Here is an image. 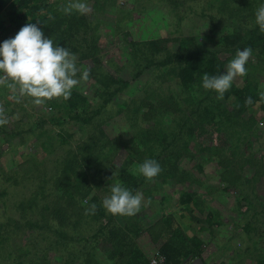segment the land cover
I'll return each mask as SVG.
<instances>
[{"label":"rangeland","instance_id":"374dc122","mask_svg":"<svg viewBox=\"0 0 264 264\" xmlns=\"http://www.w3.org/2000/svg\"><path fill=\"white\" fill-rule=\"evenodd\" d=\"M56 1L57 3L71 2V0H52V2ZM134 1L115 0L116 5L124 8L123 13L116 11L115 7L107 8L108 0L97 1L105 12L94 9L91 0L82 1L90 9L86 15L102 21L103 27L98 31L102 37H99L95 43V47H98L100 52L97 51L94 54L97 60L93 61L92 58H85L86 56L82 53L84 46L78 50L79 53L70 51L76 57L77 67L90 72L88 81L82 82L72 91L86 96L90 103L97 106L102 103V100L109 99L105 92L112 94L106 107L92 123L101 122L98 128L102 130V135L104 134L106 140L115 141L116 164L124 161L127 153L118 142L122 141V138L127 142L133 140L131 133L123 131H129L130 124H133L131 121L136 115L135 109L140 104L143 91L150 93L152 89L149 73L153 67L142 68L137 76L136 66L145 67V61L141 59L139 62H134L136 66L132 62L129 65L126 64L128 55L133 57L132 49L125 43L126 40L136 43L138 47L139 44L146 45L147 42L155 40L174 50L179 49L178 42L183 41L185 43L181 47L214 51L223 60L229 55L223 53L220 38L232 33L233 29H237V25L230 21L226 22V18L217 24L212 20L220 17L218 11L220 0H173L179 3V7H173L170 3H160L159 0H140L145 2V7L137 9L136 12L132 10ZM211 16L214 18L211 19ZM252 19L254 18L247 19L250 25H241V28L243 30L250 29V26L253 28ZM2 43L3 40L0 39V44ZM256 63L257 60L252 55L246 64L247 75L243 78L256 82L254 85H257L262 92L264 91V66L257 70L254 67ZM101 72L103 75L99 76ZM106 75L115 76L117 81L110 84L101 82ZM159 76L163 81L169 79L166 71L161 70ZM241 79L242 77H237L232 85L242 87ZM124 82H127L126 85H123ZM165 83L163 86L164 89L166 87V91L162 88L165 92L162 94L166 97L174 94L179 99L178 102H173L174 99L171 98L173 105H168L170 109L175 107L171 121L180 115L190 116V113L196 109L194 102L203 98L206 93L202 85L198 86L199 98L193 95V102L184 98L189 94L185 93V90L179 87L180 85L170 80ZM16 95L12 90L0 87V106L3 107L4 116L8 120L7 124L0 126V192H5V196H0V222H5L9 229H14L13 227L18 224L25 227V230L17 234L10 232V244L4 246L7 252L0 248V264H120L122 256L119 257V255L122 253L127 256V250L133 247L144 254L150 264V261L158 254L159 243L153 242L148 230L139 231L140 226L133 227L132 222L126 225L124 223L128 218L136 220L143 227H151L154 222L167 215L171 216L182 233L188 237L196 236L202 242L200 258H188L182 264H195L197 259L200 260V264H256L263 258L264 101H257L240 114L235 112L237 115L233 118L234 122L238 121L236 122V124L239 123L238 125L244 124L243 127L231 128L230 124L224 125L230 132L234 131L233 129L238 131L237 143L234 137L235 132L230 133L232 136L228 138L226 134L219 133L205 123L202 126L208 133L198 136L195 130L186 146L172 145L169 141H162L161 145L155 143L151 148L152 156L148 158L143 155L142 163L147 159L155 160L163 171L170 169L171 162L179 158L178 165L181 171L172 170L175 175L173 178L163 179L159 174L154 180L149 181L135 171L136 166L141 163L133 164L130 171L135 176L134 183L138 184L133 193L139 192L143 195L140 210L133 218L111 215L104 210L103 221L94 223L90 217L81 216L75 210L72 214L70 212L69 218L73 226L64 227L51 212H48L51 209L42 212L43 217L35 213L34 207L37 208L44 200L33 203L34 207L26 212L21 209L19 203L30 199L37 185L43 181L55 182L53 186L48 183L49 188L43 192L44 196L50 199L52 193L56 196L61 194V189L64 190L66 186L59 184L58 179L63 174L60 171L54 172L56 167H51L52 160L56 156H62L68 148L73 149L79 145L86 139L87 134L83 124L82 126L74 124L66 117H63L60 123L53 121L41 124L42 120L53 113L48 104L50 101L43 106H35L29 98H23L17 102L14 98ZM213 97L217 98V94ZM229 99L223 97L219 100L231 111L234 101L231 97ZM59 116L60 114H57V117ZM192 125L195 129L201 126L200 123ZM61 128L67 134L75 132V135L65 137L66 143L59 144L62 139L56 135L61 133ZM221 128L223 129V126ZM43 130L47 131L48 135L54 136V142L51 141L52 148L51 143L47 144L48 135L38 137ZM131 130L136 133L134 128ZM10 134L14 136L8 137ZM42 141L46 144L42 149L43 152L38 151L35 161L25 164L23 170L28 175L23 176L17 165L33 154L36 146L41 148ZM235 144L238 146L232 148ZM132 145L129 144V146ZM51 150H53V156L48 155ZM175 150H178L177 155ZM47 160L51 162L48 164ZM15 168L19 174V180L22 177L32 178L26 187L22 185L13 187L12 181L6 182L4 178H1L4 175L11 176ZM40 172L47 175L43 176L42 173L39 174ZM12 176V178L18 177ZM184 194H191V199L196 204L191 200L181 204L180 199ZM244 195L248 200H244ZM50 201L54 209H61L66 205V202L55 204L53 200L50 199ZM84 201H81V207L86 205ZM208 212L216 216L213 226L205 223ZM28 218L32 220L33 228H31L32 225L25 224ZM45 218H49L48 224L52 223L54 230L60 234H55L48 228ZM246 226L247 231H242L241 229H245ZM100 227L101 233L96 234ZM114 227L117 229L115 241L127 244V248H117L110 240L112 237L109 233ZM21 251H27L28 255L21 256ZM57 255L60 261H57L59 259L55 257Z\"/></svg>","mask_w":264,"mask_h":264},{"label":"trees","instance_id":"16d2710c","mask_svg":"<svg viewBox=\"0 0 264 264\" xmlns=\"http://www.w3.org/2000/svg\"><path fill=\"white\" fill-rule=\"evenodd\" d=\"M91 1H93L92 7L94 9H100V11L103 10L105 12V10L102 9V5L97 3L98 0ZM159 2L170 3L173 7L180 6L179 3L173 0H159ZM68 3H70V1L57 3V1L52 2V0H0V39L4 42L5 40L15 37L20 28L26 23H38L45 35L51 38L55 45L63 46L71 52L77 51V53H79L78 50L84 46V51H82V53L86 56L85 58L89 57L92 58L93 61H96L97 58L94 54H96L97 51L100 52V49L95 47V43L99 37H102L101 33H98L103 27L101 24L102 21L99 18L94 17L93 19L90 16L80 15L76 12L70 15L64 14L60 9ZM259 4H264V0H220L218 8L220 17L212 19L214 17L211 16V19L217 24L220 20H225L226 18V22L230 21L237 25V29H233L232 33L225 34L220 38V42L223 46V53L229 55V57L223 60L220 59L218 53L214 51L192 50L189 47H181L185 43L183 41H179L178 45L180 48L174 50L155 40L147 42L146 45L139 44V47L136 43L126 40L125 43H127L133 52V57L128 55L129 58L126 64L129 65V63L132 62V64L136 66L135 63L139 62L141 59L145 61V67L141 65L136 66V75L138 76L140 74L142 68L153 67V69L149 73V78L152 81L150 84L152 88L150 90L151 92L147 93L146 90L143 91L140 104L138 108L135 109L136 115L131 121L133 124H130L129 131H123L129 134L131 133L132 136H130L133 140L127 142L122 138V141L118 142L123 146V150L127 151L123 159L124 161L117 162L116 164L117 158L114 156V153L117 145L115 141L111 142L106 140L104 134L102 135V130L98 128V125L102 124L101 122H98V124L92 123L96 116H99L106 107V103L112 96L111 93L105 92L109 99L105 101L102 100V103L98 106L90 103L86 96H82L75 91L71 92V96L67 100L61 98L60 100L54 99L50 101L48 104L53 110V113H51L50 117L47 119L42 120L41 124L53 121L60 123L63 117H66L68 121L74 124H81L80 126L83 124L87 137L73 149L68 148L62 156H56L52 160L51 167H56L54 168V172L60 171L63 174L62 177L58 179V183L66 187L64 190L60 188L61 194L59 196L52 193L53 195H51L50 199L53 200L55 204L66 202V205L61 209H54V207L51 206L52 202L49 197L47 198V196L43 195V192L48 190V183L53 186L55 182L43 181L37 185V189L32 193L30 199L22 200L19 203L20 207H22L21 209L26 212L34 207L33 203L38 200H44L37 208L34 207L35 213L43 217L41 213L51 209L48 212H51L53 217L57 218L59 223L64 227L73 226L69 218L70 212L72 214L75 210L81 216L90 217L94 223L102 222V217L105 215L102 207V198L110 194V184L119 181L124 187L131 190L132 193L135 192L134 190L138 184L134 183L135 176L131 174L130 168L133 164H142L141 158L143 155L148 156V158L152 156L153 151H151V148L155 143L158 145L162 143V141H169L172 145L183 144L186 146L188 139L195 130H197L198 136L205 135L207 130L202 126L204 123L206 126L218 130L219 133L226 134L228 138L232 136L230 133L235 132L234 137L237 143L239 137L237 136L238 131L233 129L234 131L230 132L224 125L230 124L229 126L231 128L244 126V124H236L238 121L234 122L235 119L233 118L236 117L237 114H240L245 108L253 105L257 101H261L259 97L261 89H259L257 85H254L256 82L242 77V87L232 85L230 89L225 92L224 98L229 99V97H231L234 101L231 111L219 99L213 97V95L216 94L213 91L203 90L206 92L204 97L195 102L192 96L196 95V97L199 98L197 90L199 89L198 86L202 85V77L204 74H208L209 76L222 74L226 70L229 60H232L239 50L251 48L252 55L257 60L254 67L257 70L263 68L264 33H261L259 27L254 24L255 12ZM107 5V8L115 7V10L119 13L124 12L122 10L124 8L116 5L115 0H108ZM144 7L145 2L135 0L132 5V10L136 12L137 9H142ZM253 7L255 8L254 10ZM251 17L254 18L251 20L253 28L250 26V29L247 28V30H243L241 25H250L247 19H251ZM105 27L111 28L109 26ZM143 47H145V49H143ZM231 57L233 58L231 59ZM256 69L254 70L256 71ZM161 70L167 72L168 80L163 81L162 78H160L159 72H161ZM102 75V72L99 73V76ZM169 80L180 85L179 87L184 89L185 93L188 92L189 95L184 97L185 99H189L196 103V109L190 113V116L184 117V115H180L178 118L171 121V115H173L175 107L170 109L168 105H173L172 103L175 101L178 102L179 99L177 98L178 96L174 94H170L168 97L162 94L166 91V87L164 89L163 85L166 84L165 81L169 82ZM115 81H117L115 76L106 75L101 82L110 84ZM126 83L127 82H124L123 85H126ZM162 88L164 91H162ZM249 97H251L253 103L246 105L245 101ZM171 98L174 99L173 102ZM228 101H230V99ZM235 112H237V114ZM57 114H60V116L57 117ZM196 123L201 124L197 129L193 128L192 125ZM222 126L223 129L221 128ZM132 128L135 129L136 133L131 130ZM74 133L75 132L67 134L61 128V133L56 135V137L62 139L59 144L66 143L65 137L74 136ZM47 135L48 132L43 130L39 133L38 137H45ZM9 136L12 138L14 135L10 134L8 137ZM138 136H141V138H138ZM51 141L54 142V136L48 135L47 144H50ZM41 143V148L36 146L34 153L27 156L23 163L17 165L20 174H23V176L28 175V173L23 170L25 164L35 161L37 152L41 151L46 146L43 141ZM139 143L141 144L139 145ZM129 144L133 145L129 146ZM52 146L51 143V148ZM234 146L237 147L238 144L233 145L232 148ZM140 147L144 148V150H141ZM52 151L53 150H51V153L48 155H52ZM177 151L178 150H175V153ZM41 152H43V150ZM178 160L179 158L171 162L169 165L170 169L161 171L160 176L163 179L175 177L172 170L175 171L179 169V171H181ZM50 162V160H47L48 164ZM113 173H116V175L110 180L109 178L112 177ZM39 174L43 176L47 175L43 172ZM12 175L18 177L12 178ZM12 175H4L1 176V178H4L6 182L12 181L11 186L13 187L18 185L26 187L32 180V178L28 177H22L19 180L20 177L16 168L12 170ZM54 188L57 190L55 186ZM0 196H5V192L1 191ZM245 196L246 195H244V200H248ZM46 199L47 201H45ZM86 199H88V203L81 207V201ZM190 200L196 204V202L191 199V194H184L182 199H180V203H187ZM92 204L96 205L95 212L93 213L90 211L88 215H85L86 210H89ZM129 218H133V216ZM215 218V215H211V212H208L205 223H207L208 226H213V223L215 224ZM48 219L49 218H45L47 224ZM129 222H132L131 225L133 227L136 225L140 226L139 231L143 229L144 231L148 230L152 236L153 242L159 243L158 256L162 258L160 264H182L183 261L188 258H200L201 256L202 242L196 236L188 237L182 233L179 227L175 225L170 215L163 216V219L154 222L151 227H143L141 223L128 218L124 225ZM27 223L28 225H32L31 228L34 227L31 219L28 218L25 224ZM13 228L14 229H9L5 222H0V248L6 250V252L7 248L4 246L10 244V232H14L12 234H17V232L23 233L25 230V227L18 224ZM48 228L53 230L55 234H60L57 230H54L52 223L48 224ZM244 228L245 229L242 228L241 230L247 231V226ZM113 229L110 230L109 236L112 237L110 240H112L114 246L120 249L123 247L127 248V244H120V241H115V238H117V229L116 227ZM101 230L100 227L95 233H101ZM7 254L9 255L10 253L8 252ZM22 255L27 256V251H21V256ZM55 257L59 258L58 255ZM119 257H121L120 264H149V260L136 247L127 250V256L121 253ZM46 258L49 259V257ZM57 261H60V258ZM256 264H264V256Z\"/></svg>","mask_w":264,"mask_h":264},{"label":"clouds","instance_id":"9594fccd","mask_svg":"<svg viewBox=\"0 0 264 264\" xmlns=\"http://www.w3.org/2000/svg\"><path fill=\"white\" fill-rule=\"evenodd\" d=\"M64 14L73 12L80 15L89 13V6L82 0H71L60 9ZM51 18V17H50ZM254 24L264 33V4L255 12ZM252 56V49L245 48L237 51L235 57L227 64L226 70L220 75L202 77V87L206 91H213L217 99H223L225 92L232 86L237 77L247 75L246 64ZM90 72L77 67L76 57L63 46L55 45L48 38L38 23H26L20 28L15 37L0 44V87H6L17 95V102L29 98L35 106H43L49 101L62 98L67 100L72 90L82 82L88 81ZM264 101V91L259 94ZM249 97L246 105L252 104ZM8 123L4 116V109L0 106V126ZM135 171L146 180H154L162 171L159 163L147 159L136 166ZM109 179L112 180L113 176ZM110 194L102 200L103 209L111 215L134 216L141 207L142 193L133 194L119 181L110 184ZM88 203L87 200L84 201ZM96 205L92 204L89 212H95Z\"/></svg>","mask_w":264,"mask_h":264},{"label":"built area","instance_id":"2783aa9c","mask_svg":"<svg viewBox=\"0 0 264 264\" xmlns=\"http://www.w3.org/2000/svg\"><path fill=\"white\" fill-rule=\"evenodd\" d=\"M161 262H162V258L157 254L156 257L152 259V261H150V264H160Z\"/></svg>","mask_w":264,"mask_h":264},{"label":"water","instance_id":"95a60500","mask_svg":"<svg viewBox=\"0 0 264 264\" xmlns=\"http://www.w3.org/2000/svg\"><path fill=\"white\" fill-rule=\"evenodd\" d=\"M196 263H197V264H200V260H199V259H197V260H196V262H195V264H196Z\"/></svg>","mask_w":264,"mask_h":264}]
</instances>
